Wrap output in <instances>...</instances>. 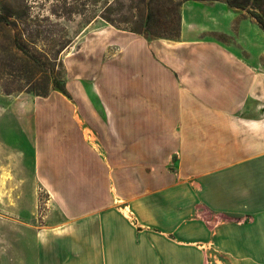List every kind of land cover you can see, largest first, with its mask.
<instances>
[{"label":"crops","instance_id":"1","mask_svg":"<svg viewBox=\"0 0 264 264\" xmlns=\"http://www.w3.org/2000/svg\"><path fill=\"white\" fill-rule=\"evenodd\" d=\"M186 29L166 51L178 60L159 71L144 64L135 79L126 63L129 86L111 92L108 102L105 93L95 95L102 107L90 95L57 90L33 108L34 175L63 216L42 235L45 244L61 246V264H264V109L237 106L241 98L234 96L245 92L246 81L225 74L228 51L186 38ZM201 60L218 64L221 76H200ZM219 78L233 90L215 88ZM134 94L146 101L142 112L173 118L135 127L128 105ZM188 94L211 106L182 107ZM118 96H125L124 109ZM155 99L172 100L173 107H148ZM202 130L203 144L197 140ZM160 131L179 133L175 172L149 154L161 146L151 139Z\"/></svg>","mask_w":264,"mask_h":264},{"label":"rangeland","instance_id":"2","mask_svg":"<svg viewBox=\"0 0 264 264\" xmlns=\"http://www.w3.org/2000/svg\"><path fill=\"white\" fill-rule=\"evenodd\" d=\"M154 1L0 0V264L62 263L58 258L61 246L45 244L42 235L63 216L57 203L50 201L43 182L34 175L33 108L42 107L64 85L68 96L73 98L79 92L90 95L100 108L101 100L95 95L105 93L106 101L111 92L118 89L121 93L127 84L126 63L131 69L134 66L131 76L135 79L144 64L152 71H159L166 61L178 60V55L168 57L166 51L176 47L173 42L181 40L182 32L175 39L158 36L175 37L176 31L174 22L161 24L164 16L155 14L149 19V7ZM179 9L181 30L184 25L187 28L186 38L207 40L223 47L235 66L232 69L231 64L223 65L227 68L225 74L229 73L230 79H245V92L234 96L241 98L237 106L264 109V30L256 19L244 9L229 6L225 0H187ZM159 17H162L160 24ZM136 44L142 47L131 48ZM153 45L161 46L163 52L160 49L155 52ZM225 60L223 64L228 62ZM208 62L211 60H201L196 70L200 76L215 80L214 76H221L222 68ZM219 81L215 82L219 83L215 88L223 92L233 90L231 82H221L220 78ZM237 86L241 87V83ZM187 96L188 99H181L182 107L208 109L211 106L208 100L194 101ZM118 97V108L124 109L125 96ZM144 103L135 94L128 103L135 111V127L142 122L163 125L173 118L142 112L147 107ZM172 103V100L155 99L148 107L166 109L172 108ZM199 132L197 140L203 144L206 130ZM142 134L140 130L135 131L139 138ZM178 135L163 131L152 133L151 139L159 141L161 146L151 147L149 154L165 161L166 172H175L178 167L180 152L177 150L182 149H176L173 143ZM140 151L135 148V152ZM36 232L38 240H35Z\"/></svg>","mask_w":264,"mask_h":264},{"label":"trees","instance_id":"3","mask_svg":"<svg viewBox=\"0 0 264 264\" xmlns=\"http://www.w3.org/2000/svg\"><path fill=\"white\" fill-rule=\"evenodd\" d=\"M187 0H156L154 5L149 7V19L155 14L159 16H164L165 20L161 24L170 25V23H175L173 30L176 31L171 37L168 35H158L159 37H166L175 39L180 36L181 30V15H180V5ZM225 2L234 8L246 10L252 17H254L260 26L264 30V0H225ZM151 3V2H150ZM162 20V17L157 19ZM160 24V21L158 22ZM59 90L67 92L66 85L59 87Z\"/></svg>","mask_w":264,"mask_h":264}]
</instances>
